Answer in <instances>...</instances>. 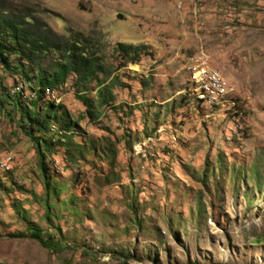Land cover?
<instances>
[{"label": "rangeland", "instance_id": "1", "mask_svg": "<svg viewBox=\"0 0 264 264\" xmlns=\"http://www.w3.org/2000/svg\"><path fill=\"white\" fill-rule=\"evenodd\" d=\"M7 2L57 36L89 38L116 82L111 109L93 120L74 76L44 99L62 106L72 140L88 143L69 158L53 136L43 159L55 194L4 104L0 264H264V0ZM118 43L145 46L136 65ZM200 63L225 85L198 102L189 79ZM28 224L49 248L8 237Z\"/></svg>", "mask_w": 264, "mask_h": 264}, {"label": "trees", "instance_id": "2", "mask_svg": "<svg viewBox=\"0 0 264 264\" xmlns=\"http://www.w3.org/2000/svg\"><path fill=\"white\" fill-rule=\"evenodd\" d=\"M144 50L145 46L142 45L118 43L115 46L121 59L132 65L139 62ZM44 61L46 66L43 65ZM107 74L89 38H82L80 34H73L68 38L57 36L30 8L0 0V112L5 103H12V110H4L5 115L17 118V126L36 148L38 167L46 193L55 194L50 190L45 177L43 159V153L51 150L49 143L53 136L58 137L56 143L65 147L69 158L82 152L83 148L85 150L88 143L82 146L72 140L73 126L66 120L67 115L61 105L44 100L49 98L45 95V90L64 85L74 75L76 97L85 107L86 116L93 120L97 117L96 108L111 109L115 101L113 87L116 79L108 82ZM101 75L106 78H101ZM6 76L12 77V87L2 84ZM19 83L22 88L16 91ZM24 85L33 93L30 100L23 95ZM91 86L95 90L94 98L89 96ZM21 97L29 102H24ZM43 101L45 104L42 107ZM109 151L112 156L114 151ZM18 209L14 206L19 216ZM26 227L29 233L17 232L9 234L8 237L30 238L45 248L50 247L39 228L29 224Z\"/></svg>", "mask_w": 264, "mask_h": 264}, {"label": "bare ground", "instance_id": "3", "mask_svg": "<svg viewBox=\"0 0 264 264\" xmlns=\"http://www.w3.org/2000/svg\"><path fill=\"white\" fill-rule=\"evenodd\" d=\"M193 67L194 70L191 72L189 82L191 83L192 92L193 95H195L194 97L197 100H205L206 98L215 99L220 85V77L217 72L214 71L215 77L213 75H205L207 67H205L202 63ZM19 88H22V84H19L16 91H18ZM194 90H196V92Z\"/></svg>", "mask_w": 264, "mask_h": 264}, {"label": "built area", "instance_id": "4", "mask_svg": "<svg viewBox=\"0 0 264 264\" xmlns=\"http://www.w3.org/2000/svg\"><path fill=\"white\" fill-rule=\"evenodd\" d=\"M205 75H213L215 77L214 70L207 67V70H205ZM223 85H225V84H223ZM223 85H220V86H223Z\"/></svg>", "mask_w": 264, "mask_h": 264}, {"label": "clouds", "instance_id": "5", "mask_svg": "<svg viewBox=\"0 0 264 264\" xmlns=\"http://www.w3.org/2000/svg\"><path fill=\"white\" fill-rule=\"evenodd\" d=\"M71 76H74V75H71ZM75 77V76H74ZM20 84V83H19ZM24 91V89H23ZM45 95L48 96V97H53V92L51 89H47L45 90Z\"/></svg>", "mask_w": 264, "mask_h": 264}]
</instances>
